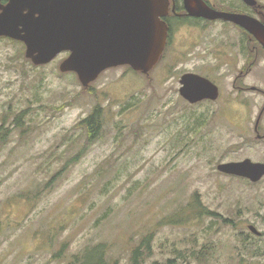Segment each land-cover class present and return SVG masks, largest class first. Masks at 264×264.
<instances>
[{"label":"rangeland","instance_id":"rangeland-1","mask_svg":"<svg viewBox=\"0 0 264 264\" xmlns=\"http://www.w3.org/2000/svg\"><path fill=\"white\" fill-rule=\"evenodd\" d=\"M184 24L150 72L112 67L89 86L60 70L67 52L36 64L0 37V264H82L94 252L132 264L137 249L138 264H264V237L248 227L264 233V178L217 169L264 162V93L248 90L264 89V52L233 23ZM188 72L219 98L185 100ZM97 105L91 142L80 122ZM196 198L217 215L195 214Z\"/></svg>","mask_w":264,"mask_h":264},{"label":"water","instance_id":"water-1","mask_svg":"<svg viewBox=\"0 0 264 264\" xmlns=\"http://www.w3.org/2000/svg\"><path fill=\"white\" fill-rule=\"evenodd\" d=\"M8 1L4 5L0 0V37L22 41L27 58L36 64L69 52L60 70L75 72L84 86L121 65L148 73L165 50L168 33L162 17L168 13L169 0ZM243 1L257 4V0ZM184 6L190 16L237 24L264 46V23L257 18L220 10L205 0H184ZM180 84V95L192 104L220 96L218 85L197 73L183 74ZM217 169L251 182L264 178V162L250 158L220 163ZM248 227L262 235L255 225Z\"/></svg>","mask_w":264,"mask_h":264},{"label":"flooded vegetation","instance_id":"flooded-vegetation-1","mask_svg":"<svg viewBox=\"0 0 264 264\" xmlns=\"http://www.w3.org/2000/svg\"><path fill=\"white\" fill-rule=\"evenodd\" d=\"M205 1H207L210 5H213L208 0H205ZM240 1H241L242 5H241V7H239L237 9L238 11H232V10H226V11L248 14L252 17L257 18L258 20H260L261 22L264 23V0H257L256 5H249V4L245 3L243 0H240ZM8 2H9L8 0H2V4H4V5L7 4ZM169 2H170V4H169L168 13L162 17V21L165 22L166 27H167V33H168L165 49L167 48V46L169 44L171 35L173 34V31L178 27V25L180 23L186 24V23L192 22V20L204 19V18L190 16L187 13V10L185 9L184 0H169ZM209 22H217V20H212V21L209 20ZM229 23H232V22H229ZM235 25H237V24H235ZM237 26H239V25H237ZM242 29L248 35H251L257 41V43H259L260 49H262V51L264 52V46L251 33H249L246 29H244V28H242ZM68 55H69V53H68ZM252 71H253L252 63H250L249 61H244V64L240 67L239 76L242 78H246ZM218 87H219V85H218ZM219 89H220V87H219ZM248 90H252V91L258 90V91H262L264 93V89L258 88L256 86L249 87ZM220 94H221V92H220ZM259 137L264 138V136H262V135H260ZM258 237H264V233L262 232V235L258 236Z\"/></svg>","mask_w":264,"mask_h":264},{"label":"trees","instance_id":"trees-1","mask_svg":"<svg viewBox=\"0 0 264 264\" xmlns=\"http://www.w3.org/2000/svg\"><path fill=\"white\" fill-rule=\"evenodd\" d=\"M225 10H227V9H225ZM230 10L238 11L235 8L230 9ZM80 125L82 127H84L87 130V132L89 133V140L91 142H92V139L97 138V136L99 135V132H100V128H102V108H101V106L97 105L94 108V110L92 111V113L87 118L83 119L80 122ZM189 208L194 209L196 211L194 213L198 214V215H200V214H202V215L209 214L211 216L217 215L216 213H214L210 210L208 211V209L205 206L200 204V202L198 201L197 198L193 199V202L189 205ZM196 209H199V210H196ZM224 221H230V220L224 219ZM101 254L102 253H99V252L91 253L89 256L86 257V260L84 262H82V264H103ZM138 256H139V250L137 249L134 252L132 264H138L139 263L138 262ZM169 264H174V262L171 260L169 262Z\"/></svg>","mask_w":264,"mask_h":264}]
</instances>
